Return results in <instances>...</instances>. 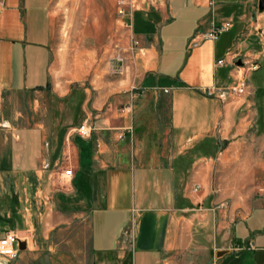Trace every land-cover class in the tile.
<instances>
[{
  "label": "crops",
  "instance_id": "0c3cea01",
  "mask_svg": "<svg viewBox=\"0 0 264 264\" xmlns=\"http://www.w3.org/2000/svg\"><path fill=\"white\" fill-rule=\"evenodd\" d=\"M257 2L141 0L123 20L125 62L79 89L53 73L54 0H2L0 233L21 241L0 264H264ZM224 22L216 41L204 38ZM231 53L258 69H234ZM241 74L246 87L231 93ZM85 120L89 138L75 132ZM237 163L254 195L228 207L220 175Z\"/></svg>",
  "mask_w": 264,
  "mask_h": 264
},
{
  "label": "rangeland",
  "instance_id": "374dc122",
  "mask_svg": "<svg viewBox=\"0 0 264 264\" xmlns=\"http://www.w3.org/2000/svg\"><path fill=\"white\" fill-rule=\"evenodd\" d=\"M54 9L58 35L52 69L57 83L79 89L99 87V79L112 74L111 65L117 69L116 60L125 62L126 47L130 46L129 29L119 21L115 0H54ZM241 167L240 164L237 171L233 167L220 175L228 207L254 195V178L246 169L239 172ZM233 187H239L241 192L232 193ZM182 261L190 262L187 258Z\"/></svg>",
  "mask_w": 264,
  "mask_h": 264
},
{
  "label": "built area",
  "instance_id": "2783aa9c",
  "mask_svg": "<svg viewBox=\"0 0 264 264\" xmlns=\"http://www.w3.org/2000/svg\"><path fill=\"white\" fill-rule=\"evenodd\" d=\"M2 0H0L1 4ZM141 0H115V7L117 16L119 17V21L124 23V26L129 29V24L123 22L125 18H130L132 13L139 8ZM208 6H212V2H207ZM230 22H224L219 26H213L205 35L204 38L210 41H216L218 37L230 28ZM135 44V43H134ZM229 64L233 66L234 69H244V74H248L254 72L258 69V65L253 62H243L242 66H237L235 61L237 60V55L234 53L229 54ZM218 65H223L224 61H218ZM244 74H241L238 77L234 78L233 83L229 87V91L231 93L237 94L243 91V88L246 87V77ZM165 94L169 91L167 89L163 90ZM141 95H136V97H140ZM221 99V98H220ZM222 100V99H221ZM77 134H79L83 138H89L92 132L90 124L87 120L83 121V123L75 130ZM64 175L66 177H71V170H65ZM199 190L198 186H193L191 192L197 193ZM16 241H21L15 233L7 232L4 236L1 237L0 233V256L5 257L9 260H14L18 256V250L14 247V243ZM246 249L254 250V246L252 244H248Z\"/></svg>",
  "mask_w": 264,
  "mask_h": 264
},
{
  "label": "water",
  "instance_id": "95a60500",
  "mask_svg": "<svg viewBox=\"0 0 264 264\" xmlns=\"http://www.w3.org/2000/svg\"><path fill=\"white\" fill-rule=\"evenodd\" d=\"M257 10H258L259 13H264V0H258V2H257ZM235 64L237 66H242L243 65L241 59H237L235 61ZM24 245H25L24 242L20 243V249H23ZM217 256H219V254H217Z\"/></svg>",
  "mask_w": 264,
  "mask_h": 264
}]
</instances>
